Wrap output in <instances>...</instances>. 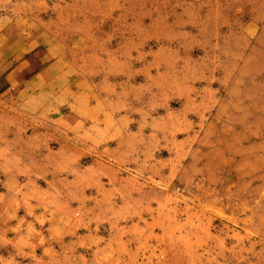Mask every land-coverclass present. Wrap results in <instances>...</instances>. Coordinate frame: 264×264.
<instances>
[{
	"label": "rangeland",
	"instance_id": "374dc122",
	"mask_svg": "<svg viewBox=\"0 0 264 264\" xmlns=\"http://www.w3.org/2000/svg\"><path fill=\"white\" fill-rule=\"evenodd\" d=\"M0 75V264H264V0H0Z\"/></svg>",
	"mask_w": 264,
	"mask_h": 264
},
{
	"label": "crops",
	"instance_id": "0c3cea01",
	"mask_svg": "<svg viewBox=\"0 0 264 264\" xmlns=\"http://www.w3.org/2000/svg\"><path fill=\"white\" fill-rule=\"evenodd\" d=\"M9 81H10V80H9ZM3 83H4V80H3L2 76L0 75V94H1V92L4 91ZM6 84H7V83H6Z\"/></svg>",
	"mask_w": 264,
	"mask_h": 264
}]
</instances>
